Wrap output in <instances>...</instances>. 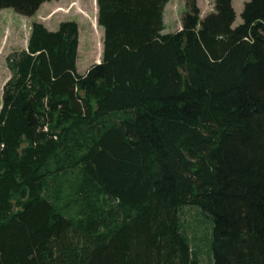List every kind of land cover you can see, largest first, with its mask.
<instances>
[{
    "label": "trees",
    "instance_id": "obj_1",
    "mask_svg": "<svg viewBox=\"0 0 264 264\" xmlns=\"http://www.w3.org/2000/svg\"><path fill=\"white\" fill-rule=\"evenodd\" d=\"M52 0H0L30 17ZM96 0L101 61L78 26L33 23L5 62L0 264H201L184 208L210 220L209 264H264V0Z\"/></svg>",
    "mask_w": 264,
    "mask_h": 264
},
{
    "label": "rangeland",
    "instance_id": "obj_2",
    "mask_svg": "<svg viewBox=\"0 0 264 264\" xmlns=\"http://www.w3.org/2000/svg\"><path fill=\"white\" fill-rule=\"evenodd\" d=\"M60 9L51 16L44 13V7L30 17L21 16L12 9L0 10V108L2 88L10 74L5 59L13 51L25 49L33 23H40L49 30L58 28V20L73 21L81 28L79 61L77 73L83 75L95 63L101 61L103 48V29L97 24L98 8L96 0H57ZM187 0H170L164 9L163 34L175 33L181 29V18L186 10ZM201 18L213 12V4L208 0H195ZM249 0H233L232 6L236 13L233 26L241 23L240 14L243 4ZM55 5V2L52 3ZM54 17L52 22L47 18ZM48 21V22H47ZM51 23V24H49ZM186 233L194 245L201 264H209V238L211 220L198 207L184 208L181 213Z\"/></svg>",
    "mask_w": 264,
    "mask_h": 264
},
{
    "label": "crops",
    "instance_id": "obj_3",
    "mask_svg": "<svg viewBox=\"0 0 264 264\" xmlns=\"http://www.w3.org/2000/svg\"><path fill=\"white\" fill-rule=\"evenodd\" d=\"M233 1V0H232ZM53 2H55V5H53L52 3ZM42 7H44V13L45 14H47L48 16L50 15L51 16V14L53 13V12H55V11H57L58 9H60V6H61V4L59 3V1H57V0H52V1H49V2H45V3H43L42 5H41ZM40 6V7H41ZM53 18L54 17H49V18H47V20L49 21V22H52V20H53ZM47 21V22H48ZM61 22H63V21H61V20H58V27H59V24L61 23ZM49 24H51V23H49ZM77 26H78V32H79V44H78V49H77V60H76V69H77V63H78V61H79V48H80V32H81V28H80V25L77 23ZM48 31H51V30H49L46 26H44ZM58 29V28H57ZM54 31H56V30H54ZM53 32V31H52Z\"/></svg>",
    "mask_w": 264,
    "mask_h": 264
}]
</instances>
